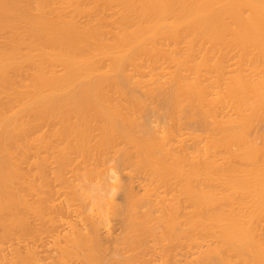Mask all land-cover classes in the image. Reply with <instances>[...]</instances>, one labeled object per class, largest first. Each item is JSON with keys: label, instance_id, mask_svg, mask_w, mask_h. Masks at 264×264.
Returning a JSON list of instances; mask_svg holds the SVG:
<instances>
[{"label": "bare ground", "instance_id": "6f19581e", "mask_svg": "<svg viewBox=\"0 0 264 264\" xmlns=\"http://www.w3.org/2000/svg\"><path fill=\"white\" fill-rule=\"evenodd\" d=\"M233 258L264 264V0H0V264Z\"/></svg>", "mask_w": 264, "mask_h": 264}, {"label": "rangeland", "instance_id": "374dc122", "mask_svg": "<svg viewBox=\"0 0 264 264\" xmlns=\"http://www.w3.org/2000/svg\"><path fill=\"white\" fill-rule=\"evenodd\" d=\"M213 236H214V235H213ZM213 236H212L211 238H213ZM207 237H208V236L204 237V239L206 238V240L203 241V243L201 242L202 244L205 245L206 242H209V240H210L211 238H209V237L207 238ZM207 239H209V240H207ZM213 240H214V242H215V238H214ZM216 241H217V238H216ZM210 243H213V242L210 240ZM215 244H216V243H215ZM206 245H207V243H206ZM206 245L204 246L205 249H206V247H207ZM195 248H196V247H193V249H192V250L195 252V253H194V252L192 251V252H193V255L196 254V251L198 250L197 248H196V249H195ZM198 251H199V250H198ZM192 252L190 251L191 254H192ZM234 259H235V260H234ZM236 260H238V258H237V259H236V258H233L232 261H235L233 264L236 263ZM239 260H240V259H239ZM241 261H243V260H241ZM241 261H240V262H241ZM231 263H232V262H231ZM241 263H242V262H241ZM241 263H239V261H237L236 264H241Z\"/></svg>", "mask_w": 264, "mask_h": 264}]
</instances>
